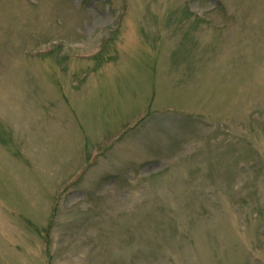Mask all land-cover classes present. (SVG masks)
Instances as JSON below:
<instances>
[{"label":"rangeland","instance_id":"1","mask_svg":"<svg viewBox=\"0 0 264 264\" xmlns=\"http://www.w3.org/2000/svg\"><path fill=\"white\" fill-rule=\"evenodd\" d=\"M0 264H264V0H0Z\"/></svg>","mask_w":264,"mask_h":264}]
</instances>
